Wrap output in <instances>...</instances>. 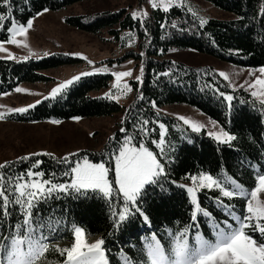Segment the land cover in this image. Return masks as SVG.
<instances>
[{
    "label": "trees",
    "instance_id": "1",
    "mask_svg": "<svg viewBox=\"0 0 264 264\" xmlns=\"http://www.w3.org/2000/svg\"><path fill=\"white\" fill-rule=\"evenodd\" d=\"M80 1L91 0H10V7L13 18L18 22H26L44 8L60 11ZM135 1L136 5L122 6L94 17L66 19L69 26L93 35L99 36L106 32L104 40L113 45L118 55L111 62L120 64L132 60L136 66H141L142 82H130L131 96L127 98L126 104L105 98V94L110 91L112 94L119 92L112 88V75L95 74L81 78L80 82L55 98H46L30 109L29 116L22 117V120L41 122L47 119L68 120L73 116L90 118L120 115L111 145L109 139L103 151L92 153L95 160L109 156L105 153L114 152L117 141L123 142L124 133L119 131L121 127L131 134L134 125L139 127L143 120H148L150 136L146 138V143L151 144L153 139L159 141V124L166 123L169 132L163 147L172 160L170 179L181 183L189 181V174L208 172L215 176L226 169L227 173L245 185L254 186L255 172L252 165L260 170L264 167V104L253 100L245 90L232 91L213 67L187 65L173 59L171 52L173 49L192 50L244 67L264 66V16L260 11L264 8V0H204L230 14L233 18L229 21L206 19L196 10H193L196 12V16H193L185 5L174 6L167 13L154 9L144 18L138 16L133 19L132 9L135 6L144 9L147 2ZM8 7L0 0V14L6 19ZM201 17L207 21L203 27L199 26ZM8 35L6 28L0 30V41L6 40ZM74 62L75 59L62 54L22 62L0 60V95L13 92L22 83L53 81L44 71ZM220 93H232L233 99L229 102ZM152 102H155L156 107L152 106ZM177 104L198 108L226 131L235 134L237 139L231 146L221 144L207 136L206 132L194 133L188 127L182 135L177 129L181 122L157 110ZM151 149H156V146L151 145ZM82 156L84 153L80 154V158ZM53 157L39 155L30 156L29 160L23 162L14 160L11 162L14 167L10 174L26 171L36 159L42 161L39 169L46 173L59 172L67 167ZM58 179L63 181L67 178ZM164 183L168 191L161 192L159 187L149 188L144 198L146 203L143 206L150 215L151 223L145 224L141 218L134 216L115 230L112 228L108 204L99 194L89 191L86 195L73 193L50 199L43 206L44 214L54 213L59 220L52 243L60 247L70 246L73 226H82L87 236L105 238L110 264H122V253L137 255L145 237L156 233L158 238L163 239L166 236L165 229L190 222L191 204L186 190ZM210 195L216 197L218 191H205L201 195V203L222 220L225 218L224 210L216 205ZM197 222L210 234L203 216H199ZM50 256L52 264L63 259L54 253Z\"/></svg>",
    "mask_w": 264,
    "mask_h": 264
},
{
    "label": "snow or ice",
    "instance_id": "2",
    "mask_svg": "<svg viewBox=\"0 0 264 264\" xmlns=\"http://www.w3.org/2000/svg\"><path fill=\"white\" fill-rule=\"evenodd\" d=\"M148 2L153 9L165 13L173 6L184 7L183 0H148ZM2 3L9 7L8 19L0 14V30L6 28L9 35L6 40L0 41V51H7L4 48L5 43L27 48L28 45L17 37L27 35L33 26L34 17L28 18L26 22H18L12 17L10 0H2ZM48 10L44 8L43 12ZM187 10L196 16V12L191 7ZM260 11L264 16V8ZM41 14L37 12L36 16ZM138 16L144 18L147 12L143 10L132 12L133 19ZM206 23V19L199 18L200 27ZM29 52L31 54L30 49ZM6 58L14 59L11 53ZM93 71L107 72L108 69L96 68ZM142 71L143 69L141 73ZM259 72L264 76V66L260 67ZM90 74L81 72L79 75H73L71 79H66L53 87L48 96L56 97L82 77ZM112 75L117 81L113 87L119 90L121 78L130 76L131 71L113 72ZM220 75L228 79L223 72ZM135 79L140 81L141 77L137 76ZM256 85L264 88V78L258 77L249 87L253 88ZM123 89L131 91L127 83L123 85ZM15 92L27 93L28 90L16 87ZM220 95L228 101L233 99L232 96L224 93ZM251 95L256 96L257 93L253 91ZM105 98L119 99L111 91L105 94ZM38 103L40 101H36V104ZM34 106L28 104L26 107H11L7 109V113L23 114ZM152 106L156 107L155 102H152ZM5 118V113L0 112V120ZM72 119L78 121L80 117L73 116ZM179 119L194 133H199L205 127L184 116H180ZM50 122L60 123L55 119ZM148 124V120H143L139 127L134 125L131 134L121 127L119 131L124 133L123 142L117 141L114 146L115 151L105 153L110 157L107 164L93 162L87 156L73 160L71 158L76 157L77 153H68L57 161L67 166L59 172L46 173L40 170L42 161L36 159L26 171L10 174L14 165L8 161L0 163V264H52L50 254L53 253L63 258L57 260L56 264H110L106 254L105 238L100 237L89 242L83 227L73 226L70 246L60 247L58 244H53L52 236L58 230L59 220L55 218L54 213L45 215L43 206L47 205L50 199H59L62 195L70 196L73 193L86 195L91 191L99 194L100 198L107 202L114 230L134 216L149 224L151 218L143 206L146 203L144 198L149 188L159 187L161 192L168 191L164 182L186 190L191 204L190 222L165 229L166 236L163 239L158 238L156 233L145 237L137 255L122 253L124 257L122 264H264V174H262L264 167L256 171L255 165H252L255 172L254 186L245 185L227 173L226 169L215 176L208 172H200L198 176L189 174L188 179L192 182L190 186L178 183L177 180L170 179L172 160L163 147L164 124H159V141L153 139L151 144L146 143V138L150 136ZM208 135L217 142L230 146L231 142L237 139L235 134L226 131L223 127L219 131L209 132ZM109 143L111 145V138ZM151 145H155L158 151L151 149ZM43 154L52 156L50 153ZM36 155L40 154L32 153L19 157L17 162L27 161L30 156ZM113 161L114 167L111 166ZM58 177L67 179L61 181ZM200 189L218 191L214 202L224 210L223 220L213 216L198 202L196 193ZM224 198L227 201L237 198L243 201L240 213L237 214L234 210L235 204L226 203ZM113 201L118 202L113 203ZM198 214H202L205 218L211 232L210 237L201 231V225L197 222ZM256 233L259 235H254Z\"/></svg>",
    "mask_w": 264,
    "mask_h": 264
},
{
    "label": "rangeland",
    "instance_id": "3",
    "mask_svg": "<svg viewBox=\"0 0 264 264\" xmlns=\"http://www.w3.org/2000/svg\"><path fill=\"white\" fill-rule=\"evenodd\" d=\"M130 4L136 5L137 3L135 0H91L77 2L60 11H42L41 15L34 17L33 26L29 29L27 35L25 37H17V39L28 45L27 48L22 46L18 47L11 43L4 44V48L7 51H0V60L22 62L29 59L39 60L55 54H62L66 57L75 59L76 62L44 71L45 75L52 78L53 81L20 84L18 87L27 89V93H17L14 90L7 95H0V112H4L6 117L4 120H0V163H4L5 161L12 162L19 157H24L32 153H38L40 155H44L43 153H50L58 159L68 153H77L76 157L71 158L73 160L80 159V154L84 153V156H87L93 162L108 163L110 160L109 156L100 160H95L93 159L92 153L103 151L109 139H112L120 115H113L110 117H80L78 121L72 118L68 120L55 119L59 120L60 123L52 124L50 121L53 119H47L41 122L34 120L24 121L22 120V114L7 113V109L11 107H26L28 104H34L36 106L46 98H53L48 96L53 87H56L66 79H71L73 75H79L81 72H89L91 74L88 76H92L95 74L112 75L113 72L118 71H131L130 76L121 78L119 92L113 93V95L118 96L119 99H112L120 104H126L127 98L131 95L129 94L130 91L123 89V85L127 83L131 88L130 82L134 80L137 81L135 79L137 76L141 77V80L138 82H142L141 66H136L132 60L120 64L118 62H111V59H114L118 55L117 52L114 51L113 45L108 44L104 40L106 39V32H103V34L99 36L93 35L89 32L69 26L66 23V19L79 16L94 17ZM183 4L187 8L191 7L193 10H196V12L203 15L206 19L214 18L221 21H229L233 18L230 14L223 12L204 0H183ZM141 10L146 11L147 15H149L154 9L147 0L144 9L135 6L132 12H139ZM29 49L31 50V54ZM9 53L13 55L14 59L6 58ZM46 53H48V55H45ZM26 56L28 59H24ZM171 57L175 60L183 61L190 66L213 67L219 75L223 72L228 79L220 76L226 81L232 91L242 89L250 95L255 91L257 95H251L253 100L264 104V88H261L259 85L253 88L249 87L258 77L264 78L259 72L260 68L240 66L209 54L198 53L192 50L173 49ZM89 61L92 63L90 64ZM96 68H107L108 71L94 72L93 69ZM112 77V88H114L113 85L116 84L117 81L115 76L112 75ZM80 80L78 82H80ZM64 91L65 90L62 92ZM121 92L123 94H121ZM227 95L233 97L232 93ZM36 101H40V103L36 104ZM157 110L159 113H163L180 121L181 123L177 129L182 135L184 132H187L188 129L191 131V128L179 119L180 116H184L189 120L205 125L198 134L206 132L207 136H209V132L219 131L221 128L218 122L208 117L198 108L188 104L167 105ZM28 113L29 112L23 113L27 115L25 118L29 116ZM163 124L165 126L164 134L166 138L169 132V126L166 123ZM256 170L259 171V167H256ZM196 175L198 176L199 174ZM181 183L190 186L192 182L189 180ZM213 190L200 189L197 191V200L202 207L201 195L205 191ZM214 197V195H210V198ZM228 203L235 204L234 210L237 214L240 213L243 201L237 198ZM205 209L209 210L208 208ZM210 212L213 216L218 218L216 214L212 211ZM199 216L203 215L198 214V217ZM201 231L209 237L211 236V232L209 234L202 228ZM254 235L259 234L256 233ZM85 236L89 242H93L95 239L99 238L89 237L86 232Z\"/></svg>",
    "mask_w": 264,
    "mask_h": 264
}]
</instances>
